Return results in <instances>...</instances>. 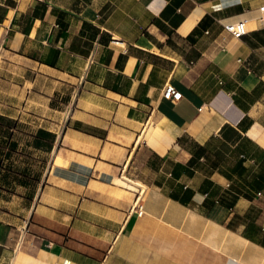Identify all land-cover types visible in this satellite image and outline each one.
Segmentation results:
<instances>
[{"label":"crops","instance_id":"obj_1","mask_svg":"<svg viewBox=\"0 0 264 264\" xmlns=\"http://www.w3.org/2000/svg\"><path fill=\"white\" fill-rule=\"evenodd\" d=\"M263 5L0 0V264H264Z\"/></svg>","mask_w":264,"mask_h":264},{"label":"rangeland","instance_id":"obj_2","mask_svg":"<svg viewBox=\"0 0 264 264\" xmlns=\"http://www.w3.org/2000/svg\"><path fill=\"white\" fill-rule=\"evenodd\" d=\"M6 77L7 78L3 79L0 82V104L7 105L10 102H14V101L15 102H18L19 101L20 102L21 99H22V97L20 98L19 95L16 94V90H14V88H13V85L12 84L14 83V81L11 80V72H9L8 75H6ZM37 101L39 103L38 104L39 105L38 106L39 112L40 113H46V111L44 109V106L47 105L46 99L38 96L37 97ZM54 101H56L57 103H53V105H51L50 107L51 108H56L57 107L58 110H60L61 109V104H59L60 101H58V100H54ZM64 109H65V107L63 108V110ZM48 111H50V110L47 109V113H48ZM52 113L53 114H56V115L58 113L59 117L61 115L59 112L55 113V112L52 111ZM56 162L62 164V162L60 160H58V159L56 160ZM120 178H124L125 179L124 181L127 182L128 184H130V182H131V181H127L128 179L124 175L122 177H120ZM114 182H116L118 184V186L121 185V183L118 182V181H116V180H114ZM128 184L122 183V187L121 188H123V189H127V188L130 189V187L128 186Z\"/></svg>","mask_w":264,"mask_h":264},{"label":"built area","instance_id":"obj_3","mask_svg":"<svg viewBox=\"0 0 264 264\" xmlns=\"http://www.w3.org/2000/svg\"><path fill=\"white\" fill-rule=\"evenodd\" d=\"M260 9L264 10V5L261 6ZM245 22L246 21L244 19H240L237 21L225 23L223 26H224L225 30H227L232 36L240 37L241 35L246 33ZM112 43L114 45H120L121 47H123L121 49L122 52L126 51V48H124V46L121 45L120 39H118V38L112 39ZM163 95H164V97H166L168 99L177 100L180 97L181 92L176 90L175 87L173 85H171L170 83H167L163 89ZM140 208L141 207H139V209ZM140 213H142V210H138V214H140Z\"/></svg>","mask_w":264,"mask_h":264},{"label":"bare ground","instance_id":"obj_4","mask_svg":"<svg viewBox=\"0 0 264 264\" xmlns=\"http://www.w3.org/2000/svg\"><path fill=\"white\" fill-rule=\"evenodd\" d=\"M115 180L120 182L121 185H122V183L128 184L127 182L124 181L125 179H122V178H115ZM128 186L130 187V189H135V184L133 182H130V184H128Z\"/></svg>","mask_w":264,"mask_h":264}]
</instances>
